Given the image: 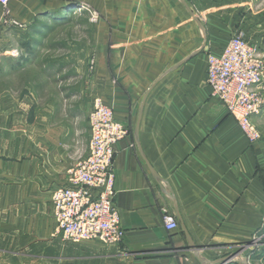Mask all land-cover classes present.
Instances as JSON below:
<instances>
[{
    "label": "crops",
    "instance_id": "crops-1",
    "mask_svg": "<svg viewBox=\"0 0 264 264\" xmlns=\"http://www.w3.org/2000/svg\"><path fill=\"white\" fill-rule=\"evenodd\" d=\"M77 6L98 18L88 19V50L70 71L26 78L27 55L10 59L24 81L0 119V192L23 199L0 207L23 215L0 219V240L39 264H219L264 230V105L253 118L261 137L250 144L211 96L206 56L241 32L264 62V0H0V20L7 8L26 32ZM95 99L128 128L112 167L118 247L63 241L50 203L87 154ZM165 214L176 230H165ZM248 255L264 264V246Z\"/></svg>",
    "mask_w": 264,
    "mask_h": 264
},
{
    "label": "built area",
    "instance_id": "built-area-1",
    "mask_svg": "<svg viewBox=\"0 0 264 264\" xmlns=\"http://www.w3.org/2000/svg\"><path fill=\"white\" fill-rule=\"evenodd\" d=\"M77 7L79 9L76 10L89 15L91 23L96 22L98 16L88 6ZM0 28L4 31H24L26 25L14 19L5 8ZM206 64L211 96L222 103L247 141L255 143L261 134L253 124V118L264 105V98L258 94L264 87V62L257 49L238 33L231 37L221 53L207 54ZM93 68L94 61H91L89 71ZM88 127L87 154L66 171V186L55 189L50 195L53 217L57 232L65 242H98L105 247H118L124 232L113 206L112 167L114 146L127 136L128 128L100 99L94 100ZM163 226L168 232L178 228L175 218L167 214L163 216ZM263 246L264 230L261 228L247 245L240 246L219 264H261L251 255L246 258L241 256L248 249L258 250Z\"/></svg>",
    "mask_w": 264,
    "mask_h": 264
},
{
    "label": "rangeland",
    "instance_id": "rangeland-1",
    "mask_svg": "<svg viewBox=\"0 0 264 264\" xmlns=\"http://www.w3.org/2000/svg\"><path fill=\"white\" fill-rule=\"evenodd\" d=\"M75 10L65 11L63 16L37 20L33 28L26 32L15 30L6 32V41L0 42V119L7 118L8 106L13 102V94L19 89V84H23L24 77L31 78L41 71L50 70V68L55 69L54 67L63 65L70 71L76 56H83L87 52L88 49L83 42L89 34V15L84 12L77 14L78 11L73 12ZM238 33L241 32L234 35ZM24 44L29 45L28 51L21 48ZM10 45L17 46V51L14 50L15 53L12 56ZM25 55H27L25 58H29V60L25 65L22 61V66H25V69L19 72H26L27 75L19 80L15 77V71L18 69L14 68V63L10 59ZM0 199L20 201L23 199V194L21 192H0ZM14 212L15 216L23 215V208L0 207V219L8 214L14 215ZM34 247L35 249L38 248L37 246ZM35 249L32 251H38ZM12 250L8 248L6 240H0V264L40 263V257L15 256Z\"/></svg>",
    "mask_w": 264,
    "mask_h": 264
},
{
    "label": "bare ground",
    "instance_id": "bare-ground-1",
    "mask_svg": "<svg viewBox=\"0 0 264 264\" xmlns=\"http://www.w3.org/2000/svg\"><path fill=\"white\" fill-rule=\"evenodd\" d=\"M78 8H79V7H78ZM78 8H77V9H78ZM76 11H78L77 14H80V13L82 12V10H76Z\"/></svg>",
    "mask_w": 264,
    "mask_h": 264
},
{
    "label": "trees",
    "instance_id": "trees-1",
    "mask_svg": "<svg viewBox=\"0 0 264 264\" xmlns=\"http://www.w3.org/2000/svg\"><path fill=\"white\" fill-rule=\"evenodd\" d=\"M25 49L28 51V46H26Z\"/></svg>",
    "mask_w": 264,
    "mask_h": 264
}]
</instances>
